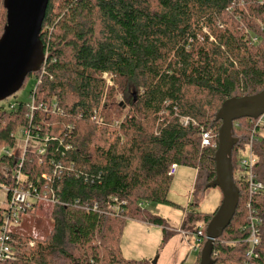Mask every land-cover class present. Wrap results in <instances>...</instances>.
Returning a JSON list of instances; mask_svg holds the SVG:
<instances>
[{
    "label": "trees",
    "instance_id": "16d2710c",
    "mask_svg": "<svg viewBox=\"0 0 264 264\" xmlns=\"http://www.w3.org/2000/svg\"><path fill=\"white\" fill-rule=\"evenodd\" d=\"M5 24L0 0V36ZM39 37L45 60L25 77L35 78L29 100L0 106V148L13 149L0 156V183L16 186L15 134L24 128L46 141L42 154L25 152L20 185L58 203L49 232L12 235L15 256L0 264H147L121 256L123 222L164 225L140 205L169 202L173 164L195 170L194 205L211 188L222 103L264 88V0H49ZM254 122L233 121L231 167L252 137L254 176L264 182L263 128L252 134ZM202 132L210 145L201 146ZM235 185L212 259L243 264L249 218L258 216L261 242L248 260L264 264V192L249 198ZM213 213L187 214L190 230L201 224L205 234Z\"/></svg>",
    "mask_w": 264,
    "mask_h": 264
},
{
    "label": "water",
    "instance_id": "95a60500",
    "mask_svg": "<svg viewBox=\"0 0 264 264\" xmlns=\"http://www.w3.org/2000/svg\"><path fill=\"white\" fill-rule=\"evenodd\" d=\"M49 0H3L6 24L0 36V101L15 94L28 73L37 71L44 60L40 31ZM264 112V88L253 95L226 99L216 116L221 121L215 153L216 178L208 184L222 194L205 229V242L198 264H214L213 242L229 224L237 203V188L231 167L233 121L257 118ZM153 260L151 264H155Z\"/></svg>",
    "mask_w": 264,
    "mask_h": 264
},
{
    "label": "rangeland",
    "instance_id": "374dc122",
    "mask_svg": "<svg viewBox=\"0 0 264 264\" xmlns=\"http://www.w3.org/2000/svg\"><path fill=\"white\" fill-rule=\"evenodd\" d=\"M109 80V77H107ZM35 82L33 76L15 93L2 101L0 106L7 108V104L16 106L20 102L28 101L31 89ZM120 92H118V96ZM132 92L130 90L128 98ZM16 151L19 153L25 145V136L22 132L16 136ZM40 143L29 141L28 149L35 150ZM245 155V154H244ZM243 155V156H244ZM195 182V170L187 166H177L172 176L166 203L144 202L140 209L145 213L159 217L164 220V225L152 224L147 220L126 218L123 222L122 232L119 241L121 256L127 260L143 261L151 264H193L197 257V251L192 247L195 237H184L181 233L182 225L190 230L191 220L187 221V214L206 213L211 214L219 206L222 194L218 187H211L198 195L197 205L192 196ZM3 191L0 189V202L3 200ZM0 205H3L0 203ZM194 205V206H193ZM52 210V209H51ZM51 210L46 206L35 209L32 214L22 219L21 230L26 234L33 232L43 237L52 227ZM194 225L199 224L195 221ZM164 226V227H163ZM164 228V229H163Z\"/></svg>",
    "mask_w": 264,
    "mask_h": 264
},
{
    "label": "built area",
    "instance_id": "2783aa9c",
    "mask_svg": "<svg viewBox=\"0 0 264 264\" xmlns=\"http://www.w3.org/2000/svg\"><path fill=\"white\" fill-rule=\"evenodd\" d=\"M103 77L105 81L110 85L111 75L104 74ZM107 77H109V80H107ZM11 107L13 106L11 105ZM28 109L30 111L29 118L31 119L32 112L35 109L33 96L28 103ZM254 120L255 122L253 125L252 134L257 127H260L263 128V130L259 135L264 136V112L257 118H254ZM19 132H22L25 136V145H23V149L19 152V156L17 158L18 169L15 172L16 186L13 188H9L6 185L0 183V189L3 191L4 197L0 202L3 204L0 205V209L2 211V223L0 225V262L12 260L14 258L15 251L12 246V235L25 233L21 230V227L23 225L22 219L25 216L29 215L28 211L31 209L38 210L42 206H46L49 210H51L53 209L54 205L58 203L57 199L54 197L48 198L46 196L39 195L38 191L31 184H28L26 187L20 185L23 179L20 168L25 152L37 150L39 154H42L44 152V148L42 147V145H44L46 137L38 139L37 135L31 134L29 130H26L24 128L18 129L17 133ZM17 133L15 134L16 136ZM211 139L212 135L209 132H202L201 146L210 145ZM31 140L40 143L41 147H38L35 150H29L28 143ZM251 144L252 137L250 138V141L242 150V152L239 153L237 158V168L232 172L234 183L238 182L240 184H244L247 188L249 198L264 192V182L257 180L254 176L253 168L256 162V156L252 152ZM212 146L216 147V145L214 144ZM12 151L13 149L11 148L1 147L0 156L11 155ZM176 169V164L171 165L168 171V175L173 176L176 172ZM96 207V204H94V208ZM106 211L107 210H105L104 212ZM261 220L262 219H260L258 216H250L249 218V223L247 226L249 232L246 239V242L248 243L246 256L249 260H251V258L254 259V257L257 256L256 249L261 242V237L259 235V226L262 222ZM179 230H181V233L184 237H195V240H193L192 243V247L194 250H199L201 248L202 242L205 239L203 226L201 224L197 226V230L195 232L185 229V226L183 225ZM30 235L33 238H43L37 236L34 232ZM33 244L34 240L31 239L29 241V245L32 246ZM248 259L243 264H252V262H250Z\"/></svg>",
    "mask_w": 264,
    "mask_h": 264
},
{
    "label": "crops",
    "instance_id": "0c3cea01",
    "mask_svg": "<svg viewBox=\"0 0 264 264\" xmlns=\"http://www.w3.org/2000/svg\"><path fill=\"white\" fill-rule=\"evenodd\" d=\"M177 170V169H176ZM198 252V251H197ZM196 259V258H195ZM195 261V260H194Z\"/></svg>",
    "mask_w": 264,
    "mask_h": 264
}]
</instances>
